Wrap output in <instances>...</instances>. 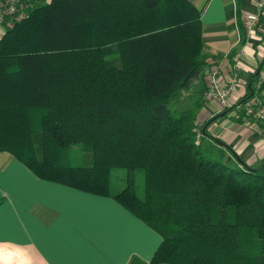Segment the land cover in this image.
I'll return each instance as SVG.
<instances>
[{
  "label": "trees",
  "instance_id": "trees-1",
  "mask_svg": "<svg viewBox=\"0 0 264 264\" xmlns=\"http://www.w3.org/2000/svg\"><path fill=\"white\" fill-rule=\"evenodd\" d=\"M29 3L0 35V151L155 231L150 259L127 264H264V162L223 161L198 100L172 112L206 64L191 2ZM112 169L125 170L114 191Z\"/></svg>",
  "mask_w": 264,
  "mask_h": 264
},
{
  "label": "crops",
  "instance_id": "crops-1",
  "mask_svg": "<svg viewBox=\"0 0 264 264\" xmlns=\"http://www.w3.org/2000/svg\"><path fill=\"white\" fill-rule=\"evenodd\" d=\"M188 1L200 14L202 61L217 64L222 82L238 67L232 107L249 92L263 59L264 10L255 37L247 41L236 10L252 11L254 0ZM205 88L200 72L177 98L187 91L189 102L199 101V122L220 113L205 132L225 145L223 161L236 155L251 167L264 162V132L243 126L240 113L230 116L205 103ZM159 241L155 231L109 197L38 179L0 151V264H127L133 256L148 261Z\"/></svg>",
  "mask_w": 264,
  "mask_h": 264
},
{
  "label": "built area",
  "instance_id": "built-area-1",
  "mask_svg": "<svg viewBox=\"0 0 264 264\" xmlns=\"http://www.w3.org/2000/svg\"><path fill=\"white\" fill-rule=\"evenodd\" d=\"M30 0H0V30L3 31L14 20L26 12ZM252 11L239 15V21L245 32V39L250 41L257 33L259 16L264 10V0H254ZM205 75L206 88L202 94L204 102L212 104L219 110L229 107L230 116H238L243 126L255 132H264V54L259 68L255 72L249 97L240 103L232 105L230 98L237 91L240 84L238 67L232 66L227 80L222 82L218 66L213 61L206 63L201 71ZM199 132H196V137Z\"/></svg>",
  "mask_w": 264,
  "mask_h": 264
},
{
  "label": "rangeland",
  "instance_id": "rangeland-1",
  "mask_svg": "<svg viewBox=\"0 0 264 264\" xmlns=\"http://www.w3.org/2000/svg\"><path fill=\"white\" fill-rule=\"evenodd\" d=\"M187 91H184V94L182 93V95H180V97L176 98L175 101L172 104V112L174 114H177L178 112H180L183 108L188 106L189 103V99L190 96L188 93H186ZM241 102V101H240ZM227 110L225 112H229L230 108L226 107V108H222L220 110ZM199 121V120H197ZM124 173L125 170L122 169H112L110 170V178H109V183H110V188L111 190H118L121 188V185L123 183V179H124ZM134 183H135V190L137 194H141V189H142V176L140 173H136L135 174V179H134ZM261 230V236H264V227L259 228Z\"/></svg>",
  "mask_w": 264,
  "mask_h": 264
},
{
  "label": "water",
  "instance_id": "water-1",
  "mask_svg": "<svg viewBox=\"0 0 264 264\" xmlns=\"http://www.w3.org/2000/svg\"><path fill=\"white\" fill-rule=\"evenodd\" d=\"M249 93H250V92H249ZM223 112H224V111H223ZM223 112H221V113H223ZM218 115H220V113H219V114H216V115H214V116H211V117L205 122L204 126H206L207 123L210 122L211 120L215 119Z\"/></svg>",
  "mask_w": 264,
  "mask_h": 264
}]
</instances>
